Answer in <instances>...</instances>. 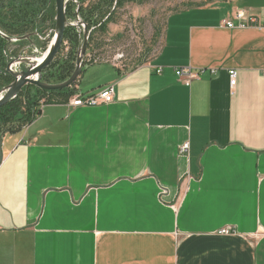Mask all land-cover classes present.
<instances>
[{
  "label": "crops",
  "instance_id": "1",
  "mask_svg": "<svg viewBox=\"0 0 264 264\" xmlns=\"http://www.w3.org/2000/svg\"><path fill=\"white\" fill-rule=\"evenodd\" d=\"M239 11L257 22L229 29ZM260 23L264 0L176 12L149 63L84 64L75 96L113 85V103L72 108L75 96L48 95L32 124L5 133L0 264H264ZM37 37L7 52L45 51ZM178 68L199 78L187 87Z\"/></svg>",
  "mask_w": 264,
  "mask_h": 264
},
{
  "label": "trees",
  "instance_id": "2",
  "mask_svg": "<svg viewBox=\"0 0 264 264\" xmlns=\"http://www.w3.org/2000/svg\"><path fill=\"white\" fill-rule=\"evenodd\" d=\"M148 0H107L96 10L84 9L85 0H79L82 4L80 18L91 31L88 49L95 31H106L111 23L110 17L105 15V6H123L125 3L142 5ZM53 0H0V31L9 37H24L35 33H43L52 26L55 29L54 18L51 14ZM201 7V6H197ZM76 6L69 4L67 16L74 19ZM107 18V19H106ZM64 43L70 46V52L65 59H56L53 64L43 72V82L47 84L64 83L72 76L75 70L77 52L83 43V33L79 28H67L64 35ZM8 42L0 35V90L4 85L13 83V78L6 73L7 60L4 50ZM93 64V63H91ZM3 84V86H1ZM65 94L67 98L75 96L74 86L63 91L46 92L34 86H27L13 101L0 109V142L5 133L18 132L32 124L40 115L38 104L48 95ZM1 156V154H0Z\"/></svg>",
  "mask_w": 264,
  "mask_h": 264
},
{
  "label": "rangeland",
  "instance_id": "3",
  "mask_svg": "<svg viewBox=\"0 0 264 264\" xmlns=\"http://www.w3.org/2000/svg\"><path fill=\"white\" fill-rule=\"evenodd\" d=\"M106 1L85 0L83 7L88 11L90 8L96 10V8L106 5ZM220 1L223 0H148L142 5L129 2L121 7L114 4L111 7L105 6V15L112 21L108 24L105 32L95 31L91 46L85 55L84 64H95V61L96 63H112L125 72L141 67L149 63L160 52L167 21L172 14L197 6L213 5ZM75 6L77 10V5ZM52 8L51 14L56 18L55 0H53ZM70 21L75 23V18ZM47 30H44L43 33ZM81 31L83 33V29ZM36 34L41 39L42 33H35V36ZM35 47L33 44V48ZM33 48L28 44H21L16 49L19 53L22 50L26 51V56H33ZM69 52L70 46L68 43H64L56 59L64 58ZM17 55L19 56V54H15V56ZM7 56L13 58L8 52ZM98 68V66L91 67L90 70L93 71L91 74ZM102 68L105 69V67ZM21 69L25 70V67L22 65L19 70ZM87 83H89L88 78L84 82L85 86L88 85ZM6 86L8 85H4V87Z\"/></svg>",
  "mask_w": 264,
  "mask_h": 264
},
{
  "label": "water",
  "instance_id": "4",
  "mask_svg": "<svg viewBox=\"0 0 264 264\" xmlns=\"http://www.w3.org/2000/svg\"><path fill=\"white\" fill-rule=\"evenodd\" d=\"M69 4L77 5L75 11V23H72L67 16V7ZM56 5V18H55V40L53 45L44 55L40 63L34 61L35 54L33 56H26V51H21L18 57L12 58L5 54L7 68L6 73L13 78V83L3 87L0 90V109L15 100L27 86H34L46 92H58L71 88L78 81L83 73L84 58L87 53L89 39L91 31H89L86 23L80 18V9L82 7L79 0H55ZM67 28H79L83 29V43L77 52L75 70L67 81L60 84H47L43 80V72L48 69L59 55L62 46L64 44V35ZM0 35L8 42V46L14 43L23 41L32 42L33 35H27L24 37H9L0 31ZM38 36V34H36ZM8 46L5 48L7 50ZM33 47V44H32ZM25 67L20 71H12L11 68L15 65ZM2 162V155L0 157V164Z\"/></svg>",
  "mask_w": 264,
  "mask_h": 264
},
{
  "label": "built area",
  "instance_id": "5",
  "mask_svg": "<svg viewBox=\"0 0 264 264\" xmlns=\"http://www.w3.org/2000/svg\"><path fill=\"white\" fill-rule=\"evenodd\" d=\"M235 19L239 21V25L236 27L232 21L225 22V25L229 29H244L248 27V25L252 23H256V20L249 19L246 14L243 11H239L235 14ZM260 28H264V23L258 24ZM3 33V32H2ZM5 34V33H3ZM41 40L46 44V48L44 52H39L38 50H35L33 54H35L34 61L40 63L49 50V48L53 45L55 40V29L54 28H48V30L42 34ZM5 54L7 55V50L5 51ZM20 65L15 64L11 70L12 71H20L19 70ZM157 74H161L162 69L158 68L156 70ZM176 75L178 76L180 82L189 87L191 83L199 78V75L192 71L189 68H178L175 70ZM229 78H230V86L231 88H235L237 85V71L231 70L229 71ZM115 97V89L113 85H109L106 88H104L100 93L93 95V96H75L72 98L69 102V106L72 108H91V107H100L104 105H109L114 102ZM190 145L189 143H186L180 147V153L181 154H187L189 153ZM230 230H224V234H229Z\"/></svg>",
  "mask_w": 264,
  "mask_h": 264
},
{
  "label": "flooded vegetation",
  "instance_id": "6",
  "mask_svg": "<svg viewBox=\"0 0 264 264\" xmlns=\"http://www.w3.org/2000/svg\"><path fill=\"white\" fill-rule=\"evenodd\" d=\"M42 34H43V33H42ZM12 38H15V37H12ZM2 88H3V87H2ZM2 88H1V89H2Z\"/></svg>",
  "mask_w": 264,
  "mask_h": 264
}]
</instances>
